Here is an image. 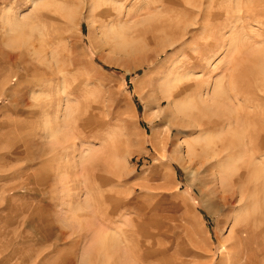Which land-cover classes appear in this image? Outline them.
Masks as SVG:
<instances>
[{
    "label": "rangeland",
    "instance_id": "1",
    "mask_svg": "<svg viewBox=\"0 0 264 264\" xmlns=\"http://www.w3.org/2000/svg\"><path fill=\"white\" fill-rule=\"evenodd\" d=\"M182 13L181 44L134 67L142 24ZM172 59L224 119L162 100ZM261 89L264 0H0V264H264Z\"/></svg>",
    "mask_w": 264,
    "mask_h": 264
},
{
    "label": "bare ground",
    "instance_id": "2",
    "mask_svg": "<svg viewBox=\"0 0 264 264\" xmlns=\"http://www.w3.org/2000/svg\"><path fill=\"white\" fill-rule=\"evenodd\" d=\"M175 3V2H174ZM177 3V2H176ZM188 3H189V1H188ZM188 3H186V4H188ZM181 4H182V6L184 7V4H185V1H181ZM98 6V5H97ZM111 8V7H110ZM197 8H199L198 9V13L200 14V15H203V14H205V13H210V15L211 16H214L215 15V13L213 12V11H211V10H209V12H201V11H199L200 10V6L199 7H197ZM194 9V8H193ZM107 10V9H106ZM197 10V9H196ZM179 13V12H178ZM177 13V14H178ZM198 13L196 14V15H198ZM176 14V15H177ZM151 15V14H150ZM181 15L183 16V13L182 14H180V15H178V17L176 16H174L175 18H173V16H172V18H170L169 19V17H168V19H162V18H164L163 16H161L162 18L161 19H155V17H153L154 19L152 20H149L148 22H144L143 24H142V20H141V22H138V24L140 23V24H142V31H143V33L146 35V41H144L145 42V44H143V45H140L139 47H140V52H145V51H151L152 53L151 54H146L145 55V53H144V57H142V59L141 60H139V63H137L136 65L134 64V67H136V66H138V65H143V64H145V63H153V62H155L158 58H159V55L162 53V52H164L165 50H167L168 48H172L173 46H175L176 45V43H180L181 41H182V39L185 37V35H187V34H185L186 33V27L187 26H189V24L185 21V18L184 17H186L185 15H184V17H181ZM124 16V15H123ZM122 16V17H123ZM127 16V15H126ZM144 16H146V15H144ZM148 16V15H147ZM153 16V15H152ZM199 16V15H198ZM108 17H109V20H108V22L111 24V26H110V24H109V28L108 29H106L105 31H104V36H105V38H106V43H107V45L108 46H110V48L111 49H113L114 51H120V52H122V51H124L123 53H132L133 51H135L134 49H133V47H131V46H133V45H131V46H129L128 45V43H127V41H126V36H125V34H127V33H125L124 31H123V25H121V23L120 22H122L123 21V19L121 18V16H120V14L118 15H116V14H109L108 15ZM150 17V16H149ZM160 17V16H159ZM193 17H195V16H193ZM192 17V18H193ZM201 17V19H204V17L203 16H200ZM143 18H145V17H143ZM142 18V19H143ZM201 19H199L198 18V20H197V22L199 21V20H201ZM215 19H217V18H215ZM191 21H193V20H191ZM195 22V21H194ZM219 22H221L220 20H219ZM223 22V21H222ZM202 24H203V22H201ZM116 24V25H115ZM194 25H195V23H193ZM102 25V24H101ZM107 25V24H106ZM117 25L119 26V27H117ZM191 25V24H190ZM108 26V25H107ZM196 26V25H195ZM200 26V25H199ZM192 27V26H191ZM105 28V27H104ZM107 28V27H106ZM188 29V28H187ZM188 31V30H187ZM137 32V31H136ZM141 37V36H140ZM129 38V37H128ZM102 39V38H101ZM143 39V38H142ZM185 40V39H184ZM129 41V40H128ZM185 43V42H184ZM181 44V43H180ZM136 45H138V43L136 44ZM135 46V45H134ZM142 46V47H141ZM178 46V45H177ZM215 46H217V45H215ZM137 47V46H136ZM109 48V49H110ZM215 48V47H214ZM211 50H212V48H211ZM138 51V50H137ZM199 51V50H198ZM203 51V50H202ZM212 52V51H211ZM211 52H209V53H211ZM217 52V51H216ZM119 53V52H118ZM182 53V52H181ZM204 53V52H203ZM202 53V54H203ZM249 53V52H248ZM133 54V53H132ZM184 54V53H183ZM251 54V53H250ZM178 55V54H177ZM212 56V55H211ZM257 56H258V54H257ZM256 56V57H257ZM255 57V56H254ZM263 57V56H262ZM176 58V57H175ZM178 58V57H177ZM181 58V57H180ZM180 58H178L179 59V61L181 60ZM256 59V58H255ZM173 60V59H172ZM171 60V61H172ZM182 60H183V57H182ZM189 60H190V58H189ZM199 60H204V57H203V55H201L200 57H199ZM207 60V59H206ZM173 61H175V59L173 60ZM186 61V60H185ZM188 61V60H187ZM186 61V62H187ZM181 62V61H180ZM159 63V62H158ZM170 63V62H169ZM176 63V64H175ZM175 63L173 62L172 63V65L169 67V65L167 66V67H164V68H166L165 69V71H164V73L162 74V77H161V83H160V85H162V87H164L165 88V91H164V93H162V96H161V98L163 97L164 99H167V100H170V102H175V105L174 106H177V108H175L176 109V111H177V113H179L181 116L180 117H186L187 119H189V118H191L192 120H196V124H195V126H194V128L196 127V128H199V130H200V128H205V127H207L208 125H210L211 123H213L215 120H220V119H224L223 117H222V115L224 114V112H221V111H217L218 110V108L220 107V105L221 104H219V102L220 101H222V100H217L218 99V96L220 97V95H219V93H215V94H213L212 96H211V99H210V101H206V100H204L203 99V97H202V95H203V93H204V90H205V88L202 86V85H199V84H196L195 82L194 83H192V82H190L189 81V78H188V76L186 75V74H182L179 70H181L183 67H184V65H183V67L180 69L179 67H180V64L178 63L177 64V62L175 61ZM183 63H184V61H183ZM167 65V64H166ZM253 65V64H252ZM158 67V66H157ZM129 68V67H128ZM130 68H132V67H130ZM248 68H250V67H248ZM258 68V67H257ZM186 69V68H185ZM256 69V68H255ZM261 69V68H260ZM183 70H184V68H183ZM130 71V70H129ZM203 71V70H202ZM233 71V70H232ZM238 71V70H237ZM240 71V70H239ZM255 71V70H254ZM257 71V70H256ZM259 71V70H258ZM253 72V71H252ZM185 73V72H184ZM258 73V72H257ZM263 73V72H262ZM225 74V73H224ZM234 74V73H233ZM232 74V75H233ZM256 74V73H255ZM235 75H236V73H235ZM235 75H233V76H235ZM222 76V75H221ZM263 76V75H262ZM257 77V76H256ZM260 77V76H259ZM156 77H153V78H150L151 80L150 81H152V80H154ZM262 78V77H261ZM258 79H260V78H258ZM218 80V79H217ZM220 80V79H219ZM149 81V80H148ZM236 81V80H235ZM257 81V80H256ZM259 81V80H258ZM229 82V81H228ZM147 83H149V82H147ZM216 83V82H215ZM217 84V83H216ZM136 86V85H135ZM237 86H238V84H237ZM146 87V86H145ZM220 87V86H219ZM262 88H263V86H262ZM149 89V88H148ZM220 89V88H219ZM219 89H215L216 91L217 90H219ZM234 90V89H233ZM260 92H263L264 93V91H263V89H261L260 90ZM235 97L236 98H238L239 97V93L238 92H235ZM161 95V94H160ZM238 96V97H237ZM221 97H223V96H221ZM162 98V100H164ZM235 98V99H236ZM224 99V98H223ZM237 100V99H236ZM239 101V100H238ZM219 106V107H218ZM222 106V105H221ZM226 107V106H225ZM221 108V107H220ZM227 109V108H226ZM238 109V108H237ZM228 112V111H227ZM195 113H197V115H195V117L193 116ZM249 113V112H248ZM248 113H246L245 115H248ZM253 113V112H252ZM231 114V113H230ZM235 114V113H234ZM233 114V115H234ZM226 115H228V114H226ZM225 115V116H226ZM253 116V115H252ZM216 117V118H215ZM228 117V116H227ZM230 117V116H229ZM228 117V118H229ZM232 117H234V119H235V116H232ZM237 117V116H236ZM239 117V116H238ZM248 117H249V115H248ZM218 118H220V119H218ZM226 119L225 120V124L227 123V125L229 126V125H231V123L233 124V122L235 121L234 119V121L233 122H231V118H230V120L229 119ZM245 119V118H244ZM250 119V118H249ZM248 119V120H249ZM254 119H257V117L256 116H254ZM200 120V121H199ZM237 121H239L238 119H236ZM247 120V121H248ZM258 120V119H257ZM243 121V120H242ZM236 122V121H235ZM241 122V121H240ZM253 121H251V122H249V123H252ZM255 122V121H254ZM253 122V123H254ZM262 122H264V119L262 120ZM262 122H260V123H262ZM187 123H188V121H187ZM237 123V122H236ZM235 123V124H236ZM239 123V122H238ZM246 123V122H245ZM245 123H244V125H245ZM218 123L216 122V125H217ZM189 125H191V124H189ZM251 125V124H250ZM254 125V124H253ZM215 126V125H214ZM243 126V125H242ZM241 126V127H242ZM244 128V127H243ZM250 128V127H249ZM244 130V129H243ZM247 130V129H246ZM234 132V131H233ZM242 132V131H241ZM240 132V133H241ZM247 132V131H246ZM253 132H254V130H253ZM230 133V132H229ZM232 133V132H231ZM239 133V134H240ZM244 133V132H243ZM238 134V133H237ZM238 134V135H239ZM235 135V134H234ZM242 135V134H241ZM207 136H204V139H206L205 140V142H203L204 141V139L202 140V138L199 140L198 139V141H199V143H200V141H202V143H200V147H208V146H210V145H212L211 144V142L210 141H212V140H210V139H212V138H206ZM249 137L250 138H252L253 137V139H254V137H255V135L253 136V134L252 133H250V135H249ZM248 137V138H249ZM242 138V137H241ZM196 141L195 142H192V143H196L197 145L199 144L198 142H197V139H195ZM210 140V141H209ZM232 141H233V139H231ZM250 140V139H249ZM192 141V140H191ZM214 141V140H213ZM242 141V140H241ZM250 141H252V140H250ZM253 142V141H252ZM192 143H190L189 145H188V151L189 150H192V146H194ZM238 145V144H237ZM200 149V148H199ZM195 150V149H194ZM222 150H223V148H222ZM192 154V153H191ZM194 155H195V153H194ZM191 158V157H190ZM196 158V157H195ZM249 168V167H248ZM248 168H247V171H248ZM250 176V175H249ZM248 176V177H249ZM250 178V177H249ZM231 182V181H230ZM221 183V182H220ZM247 184V183H246ZM248 185V184H247ZM243 187V186H242ZM245 190V189H244ZM249 190V189H248ZM240 192V191H239ZM241 192H243L242 190H241ZM255 193V192H254ZM241 194V193H240ZM249 194V193H248ZM253 194V193H252ZM241 196H243V194L241 195ZM224 200V199H223ZM229 203V202H228ZM255 203V205H256V201L254 202ZM240 234V233H239ZM238 234V235H239ZM236 235H237V231H236ZM243 238V237H242Z\"/></svg>",
    "mask_w": 264,
    "mask_h": 264
}]
</instances>
